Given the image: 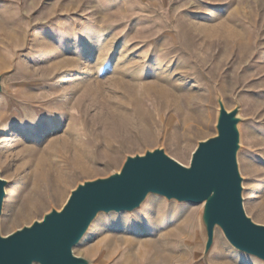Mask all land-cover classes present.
<instances>
[{"label": "rangeland", "instance_id": "rangeland-1", "mask_svg": "<svg viewBox=\"0 0 264 264\" xmlns=\"http://www.w3.org/2000/svg\"><path fill=\"white\" fill-rule=\"evenodd\" d=\"M0 75L2 236L128 155L161 148L189 165L216 133L219 96L238 108L244 211L264 225V0H0ZM200 213L148 194L100 212L73 252L92 264H264L218 227L205 253Z\"/></svg>", "mask_w": 264, "mask_h": 264}, {"label": "water", "instance_id": "water-1", "mask_svg": "<svg viewBox=\"0 0 264 264\" xmlns=\"http://www.w3.org/2000/svg\"><path fill=\"white\" fill-rule=\"evenodd\" d=\"M2 80L0 75V92ZM217 105L216 133L197 143L189 165L161 148L126 156L119 171L78 183L60 209L52 208L8 235L0 233V264H92L73 248L95 217L100 212L132 211L148 194L201 204L205 253L218 227L235 249L264 262V225L243 208L238 108L227 110L220 96ZM6 183L0 176V215Z\"/></svg>", "mask_w": 264, "mask_h": 264}, {"label": "bare ground", "instance_id": "bare-ground-1", "mask_svg": "<svg viewBox=\"0 0 264 264\" xmlns=\"http://www.w3.org/2000/svg\"><path fill=\"white\" fill-rule=\"evenodd\" d=\"M78 73V71L76 70L75 71V74L76 75H78L77 74ZM75 81V80H74ZM61 83V82H60ZM63 84V83H62ZM78 86H77V84H74L73 86H72V88L71 89H67V90H65V92H64V94L62 95V96H59V97H65L66 95H70V96H72L73 94H76L77 93V91H78ZM65 99V98H64ZM60 100V99H59ZM60 101H62V99L60 100ZM63 103V102H62ZM65 103V102H64ZM68 104V103H67ZM74 104H76V102L75 103H73V104H71V107H74ZM66 108V107H65ZM68 108V107H67ZM66 108V109H67ZM79 108V107H78ZM72 110V109H71ZM45 114L46 113H44V111H42V113L40 114L41 116H40V118H43V116H45ZM56 119H53V122L55 121ZM56 122V121H55ZM46 123H49L48 121H46ZM50 124V123H49ZM51 125V124H50ZM47 126V125H46ZM73 162L74 163H76L77 162V160L75 159V160H73Z\"/></svg>", "mask_w": 264, "mask_h": 264}]
</instances>
